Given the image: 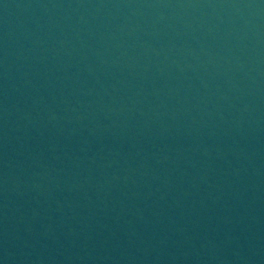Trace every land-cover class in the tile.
Here are the masks:
<instances>
[{
	"label": "water",
	"instance_id": "1",
	"mask_svg": "<svg viewBox=\"0 0 264 264\" xmlns=\"http://www.w3.org/2000/svg\"><path fill=\"white\" fill-rule=\"evenodd\" d=\"M0 264H264V0H0Z\"/></svg>",
	"mask_w": 264,
	"mask_h": 264
}]
</instances>
